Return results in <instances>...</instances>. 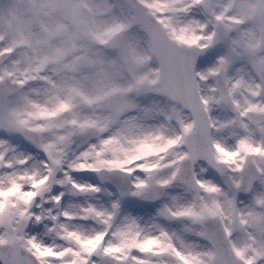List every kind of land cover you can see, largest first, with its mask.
<instances>
[{
    "label": "snow or ice",
    "instance_id": "obj_1",
    "mask_svg": "<svg viewBox=\"0 0 264 264\" xmlns=\"http://www.w3.org/2000/svg\"><path fill=\"white\" fill-rule=\"evenodd\" d=\"M0 264H264V0H0Z\"/></svg>",
    "mask_w": 264,
    "mask_h": 264
}]
</instances>
